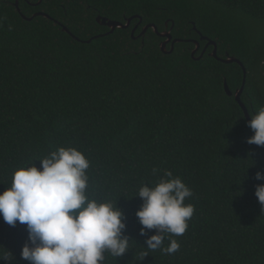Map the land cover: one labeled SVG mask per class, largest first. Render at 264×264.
<instances>
[{
  "label": "trees",
  "instance_id": "1",
  "mask_svg": "<svg viewBox=\"0 0 264 264\" xmlns=\"http://www.w3.org/2000/svg\"><path fill=\"white\" fill-rule=\"evenodd\" d=\"M38 1L0 0V264H264V132L223 90L241 68L137 37L194 26L264 126V0ZM134 16L133 38L96 22Z\"/></svg>",
  "mask_w": 264,
  "mask_h": 264
},
{
  "label": "water",
  "instance_id": "2",
  "mask_svg": "<svg viewBox=\"0 0 264 264\" xmlns=\"http://www.w3.org/2000/svg\"><path fill=\"white\" fill-rule=\"evenodd\" d=\"M41 2V0L38 1V4ZM14 6L17 10V12L19 13V15L22 17V19L24 20H27V21H30L32 20L34 17H37V16H42V17H45V18H49L47 15L43 14V13H36L34 14L32 17L30 18H26L24 17L19 9H18V0H15V3H14ZM138 19V24L132 29V32H131V36L133 38V34H134V31L136 30V28L138 27V25L140 24L141 22V19L137 16H134L132 18H129V19H126L125 20V23H121V22H117V21H111V20H108V19H105V18H100V17H97L96 18V22L97 24H99L100 26H104L106 28L109 29V32L108 34H111L115 29H127L132 21V19ZM148 29H152V31L154 32V34H156L159 38H162L164 39L160 44H159V49L161 51L162 54H171L172 51H173V47H174V44L176 43H180V42H190L194 45V48L193 50L191 51L190 55H191V58L193 60H199L203 57L204 55V52L205 50L211 46L212 47V51L211 53L209 54L210 57L214 58L215 60L217 61H220L221 63L223 64H232V63H235L237 64L241 70H242V73H243V81H242V85L239 89H237L234 93H232L228 87H227V84L225 82V80L223 81V90L225 92V94L228 96V97H232L234 98V101L238 104V106L241 108L242 112H243V115L245 117V120L247 121V123L255 128H257L258 130H261L264 132V126L263 124L261 123V121H259L257 119V117H255V119L257 120V123H252L251 121V117L249 116L248 112H247V109L245 108V106L242 104L241 100H240V97H241V94H242V91H243V87H244V84H245V75H246V70L243 66V64L236 58L234 57H230L228 54H226L225 58L224 59H220L217 57V46H216V43L214 41H211L209 40L208 38L202 36L198 31H196L195 27L193 26V30L195 32H197L198 36H199V40H186V41H183V40H180V39H172V36L170 34V31H162V32H158L156 27L154 25H146L142 28L140 34L137 36V37H141L145 34V32L148 30ZM64 32L70 34L68 32V30L66 28H63L62 29ZM203 41H206V44L204 46V49L202 50V52L199 54L198 57H195V53L199 50V47H200V42H203ZM170 44V48L169 50H167L166 46Z\"/></svg>",
  "mask_w": 264,
  "mask_h": 264
},
{
  "label": "flooded vegetation",
  "instance_id": "3",
  "mask_svg": "<svg viewBox=\"0 0 264 264\" xmlns=\"http://www.w3.org/2000/svg\"><path fill=\"white\" fill-rule=\"evenodd\" d=\"M165 27H166V25H165ZM161 39H162V38H161ZM172 39H173V38H172ZM163 40H164V39H162V41H163ZM162 41H161V42H162ZM161 42H160V43H161ZM203 42H204L203 46L200 45L199 50L195 53V55L200 54V53L202 52V50L204 49V46H205V44H206V41H203ZM168 46L170 47V44H168V45L166 46V48H167ZM193 46H194V45H193ZM192 50H193V49L190 50V53H191ZM211 51H212V47L209 46V47L205 50L204 54L207 53V55H209V54L211 53ZM225 56H226V54H225Z\"/></svg>",
  "mask_w": 264,
  "mask_h": 264
}]
</instances>
